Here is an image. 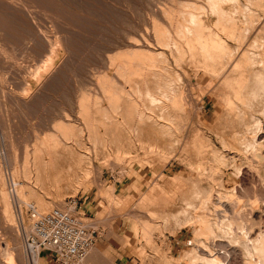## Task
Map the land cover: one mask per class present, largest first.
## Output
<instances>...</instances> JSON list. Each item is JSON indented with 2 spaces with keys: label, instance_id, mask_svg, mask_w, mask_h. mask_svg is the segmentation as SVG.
Returning a JSON list of instances; mask_svg holds the SVG:
<instances>
[{
  "label": "rangeland",
  "instance_id": "rangeland-1",
  "mask_svg": "<svg viewBox=\"0 0 264 264\" xmlns=\"http://www.w3.org/2000/svg\"><path fill=\"white\" fill-rule=\"evenodd\" d=\"M252 6L257 9L247 16V5L236 6L235 0H0V187L9 195L13 214L11 221L2 216L0 197V264H56L49 252L34 258L25 251L21 226L29 227L26 204L36 203L37 196L51 201L46 211L69 196H81L97 240L80 264H118V252L125 254V264H187L183 254L206 239L195 234L193 224L179 223L188 217L177 208L194 187L191 179H202L204 186L213 183L214 193L232 192L235 184L248 183L252 173L240 154L236 162L242 161L241 170H235L232 162L224 166L218 161L215 178L209 179V172L197 167L193 143L199 141L204 147L202 160L207 165L214 151L230 153L222 137L238 131L237 135L251 138L254 133L251 126L242 124L243 129L250 128L248 132L235 130L241 98L231 94L233 108L226 104L222 93L227 90H219L220 78L196 68V61L186 54L178 57L174 42L200 16L215 17L218 8L224 13L238 9L236 15L248 19L241 25L250 27L251 17L264 18L258 5ZM263 38L257 40L263 42ZM142 53L151 56L142 60ZM143 61L150 64L146 67ZM256 109L251 113L261 124L253 127L254 132L264 124V111ZM98 110H105L108 118ZM226 111L232 115L228 121ZM169 116L173 145L168 144L171 132L160 138L165 126L156 123L158 117L164 121ZM60 121L67 123L61 124L62 129ZM125 124L131 129L135 124V134ZM63 134L71 136L75 152L89 155V163L82 164L90 170L88 178L83 171L60 183H33L37 167H42L41 141L52 136L62 141ZM254 168L264 178V164ZM74 176H81L84 183L79 184ZM16 183L27 185L33 193L24 185L20 199ZM262 220L260 229L264 230V216ZM217 249L224 251L220 254L226 258L223 264L233 263L226 248Z\"/></svg>",
  "mask_w": 264,
  "mask_h": 264
},
{
  "label": "bare ground",
  "instance_id": "bare-ground-1",
  "mask_svg": "<svg viewBox=\"0 0 264 264\" xmlns=\"http://www.w3.org/2000/svg\"><path fill=\"white\" fill-rule=\"evenodd\" d=\"M245 1L246 2L243 3L241 0H235V5L236 6H240L242 4L247 5V9H246L247 16L249 14L253 13L257 9V8H254V6H252L250 8V5H254V4L255 5L257 4L258 10H261L264 13V0H245ZM215 11L217 12L216 16L211 17L214 20H212V19L210 20L209 15H207L208 17L205 16L207 18L200 16V20L198 21V23L196 25L188 26V27H186V29H184L183 32H181V35L179 37H177V39H175V42H174L175 54L180 58H182V56L184 54H186L191 61L192 60L196 61V63H195L196 68H201L203 71L210 73L212 76L220 78V80L218 82L219 90H220V88H222V90H223V88H225L227 90L226 92L222 93L224 102L226 104H228L229 106H232V108H233V102L234 101L232 99L231 94L241 98L240 103L242 105L241 104L240 105L242 107H239L241 113L237 111L238 107H237V109H235L237 111L235 113H237V114L239 113L238 116L236 115L237 117L235 116L237 118L236 119L237 120L236 127L239 124V128L237 127V129H235V130L237 131L239 129H243L240 126V124L244 125L245 127L251 126V129H253V133H254V134L253 133H251V134H253L254 136L250 135L252 137L249 138L248 137L249 135L246 133L247 136L244 138V137H242V134L239 132L238 135H241V137H242V138H240L237 135L238 131L236 133L234 130H233L234 132L232 131L233 134H231L230 136H228L227 135L228 133H227L226 135L228 137L224 135L225 137H222V138H224L222 141L224 142L223 145L225 144L228 147V149H231L230 153L232 152V154H230V153L225 154V152L223 154V153H221V151L220 152L214 151V153H213L214 156L212 157L213 160H208L207 165L205 164L206 162L204 163V161L202 160V158L205 157L204 156L205 150L203 149L204 147L202 146V144H199L200 143L199 141H197L198 143H195L196 141L194 142V140H193L192 141V142H194L193 145L195 147H197V148H195L196 149L195 155L198 158V161L196 160L197 161V167L199 166V168L204 169V171L205 170L208 171L209 172L208 177H210L209 179H214L215 175H216L215 172H216L217 168L219 167L218 161H221L224 166H226V165L228 166L229 165L228 162H232L231 165H233V168L235 170L239 171V169L241 170V167H242L241 165H243V164H241L242 161L239 164L236 161L239 160L238 157H240V154H243L245 163H246V165H248V168H249V170H251L252 173H250L251 178H249L250 181L248 183H244V185L242 182H241V184H235V187L232 190V192L225 189L224 192L218 190V192L214 193L215 191L213 188L214 187L213 183H211V182L209 183L207 181L209 183V185L204 186L201 183L202 179H200V178L199 179L196 178L195 180L191 179L194 187L190 192L188 191L189 193L187 195L182 197L183 205L181 207L177 208L178 213H181L182 216L184 213H188V217L184 218V216H183V219H181L179 223H181L182 226L185 224L186 225L187 224H193L195 226L194 227L195 234H197V235L202 234L203 236L206 237V239L204 238L205 241H203V242L198 240V243L194 246L195 248L193 250H190L189 252H186L185 254H183L182 257H183V259H185L187 261V264H223L222 259L226 260V258L221 257L222 254L224 255V253H223L224 251L220 252V250L217 249V247H220L223 250H224V248H226L227 249V251H225V252H227L226 255L232 256V258H231V259H233L232 264H235L236 262H237L236 264H238V260L243 261V264H264V230L260 229L261 228L260 222H263L262 218L264 216V214H263V210H264V178H262L263 176L261 177L260 174L257 172L259 170L254 168L256 166V164H260V163L264 164V124L262 126H259L260 128L257 127L259 130H257V128H256L257 131L254 132L253 127L260 125L261 123H258L260 121V119H259V121L256 120L258 116H256V118H255L252 115L253 112L251 113V111L256 109V108H259V110H261V112L264 111V38H263V42H259L257 40L259 36L264 37V18H263V20H260L259 17H254V19L251 17V19H249V20H251L250 23H253V24L250 27H244L241 24L243 22L248 23V19L246 18V20H244L242 18V16H237L236 13L239 12L238 9L235 10L236 13L233 11L224 13L223 10L220 8H218ZM140 56H141L142 60H145L146 58L149 59V57L151 55L148 53L147 54L142 53V55L140 54ZM143 62L144 63H142V65H144L146 67L150 64V63L149 64L145 63V61H143ZM137 67L138 66H135V68H137ZM135 68H134V70H135ZM134 70L132 68V71H134ZM138 70H137V72H138ZM136 74H138V73H136ZM142 74H143V72H142ZM139 75H140V73H139ZM105 80H106V78H105ZM82 104H83V102H82ZM94 107H96V105ZM113 108H116V107H113ZM227 108H228V106H227ZM251 108H253V109L251 110ZM102 109H103V107H102ZM88 110H90L89 107H88ZM229 110L232 111V109H229ZM256 110H258V109H256ZM86 111H85L86 115L92 116L94 114V113L88 114ZM103 111H105V110H103ZM103 111L98 110V112H103ZM129 111H131V110H129ZM228 111H226V113H228ZM112 112H113V110H112ZM115 112H117V111L115 110ZM103 113L105 114V112H103ZM229 113L226 115L229 116ZM255 113L257 114V112H255ZM259 113H260V111H259ZM104 114H103V116H104ZM261 114H262V116L264 115V113H261ZM148 115H150L151 117L153 116L151 114H148ZM171 115H172V113H171ZM233 115H235V114L233 113ZM104 117L108 118V115L106 116V114H105ZM224 118H226L227 119L226 121H228V119L232 118V115L229 116V118H227V116ZM262 118H264V117H262ZM157 119H158L156 121L157 124L161 123L162 125L165 126L162 133L159 135L160 138L164 139V136H167L166 134H168V132H171L170 130H172V129H168V127H167L169 125L168 121L171 120V117L169 116V118L167 120H164V121H161L159 117ZM231 120H235V119L233 118ZM109 121H110V119H109ZM60 122H62V121H60ZM90 122H92V121H90ZM229 122H231V121H229ZM112 123H114V122H112ZM112 123H110L111 126H112ZM118 123H116V124L118 125ZM141 123L145 124L146 122L142 121ZM234 123L235 122H231V124H233V125H234ZM61 124L67 125V123L62 122L59 124L60 125L59 127H61ZM94 125H96V123H94ZM117 125H115L114 127L116 128ZM120 125H121V123H120ZM129 125H131V123ZM129 125H126L125 127H127V126L129 127ZM170 125H171V123H170ZM223 125H225V122ZM229 125H230V123H229ZM70 126H71V124H70ZM125 127H123V128H125ZM62 128L63 127H61V129ZM67 128H69V127H67ZM73 128H75V127H73ZM73 128H70V130ZM94 128L96 131L97 128L96 127H94ZM115 128L113 129V132L116 130ZM136 128H137V126L135 124H134V126H132V129L129 127V129H131V131H132V134H135ZM141 128H143V127H141ZM61 129H60V131H61ZM117 129H118V127H117ZM129 129H128V131H129ZM224 129L225 128H223V131H224ZM247 129L248 128H246V129L244 128L243 129V130H245L244 132H246ZM249 129L247 130V132L249 131ZM64 130H66V126H65ZM98 130H99V128H98ZM131 131H129V132H131ZM220 131H221V128H220ZM225 131H227V128ZM110 132H112V131H110ZM122 132H123V130H122ZM241 132H243V131L241 130ZM251 132H252V130H251ZM72 133H74L75 135L77 134L75 132H72ZM79 133H80V131H79ZM64 134H71V132L66 133V131H65ZM95 134H96V132L94 133V135ZM126 135H127V133H126ZM170 135H172V132H171V134H169V137H171V138L168 139V144L173 145L175 141L173 139V135L172 136H170ZM64 136H66V138H64L62 141H61V139L53 138V136L51 137V139L49 141L47 140V138H46L47 141L43 140L41 138L43 140L41 142H42V146H44L42 149L44 151V152L42 151L44 154L39 152L40 156L41 155L42 156L40 157L41 159L40 158H38V159H40L42 164L40 162L39 163L41 164L42 167H40V166H39L40 168L37 167V177H35L36 179H34L35 181H33V183L37 182L39 184L40 182L42 183V181H45V182L47 181V182H51V183L55 182L56 183V182H59L61 180H65V178L71 177V175H74L77 172H81V174H82L83 171L85 174L84 176H86L88 178V176L90 174L89 173L90 170L83 168L82 164H84L85 162L89 163V160H88L89 155L86 154L85 152L84 153L83 152H77V151L75 152V149L70 144V138H68L70 135L68 137H67V135H64ZM244 136H245V133H244ZM54 137H57V136H54ZM109 137L112 138L111 135ZM116 137H118V136H116ZM195 137L198 138L197 136H194V138ZM115 138H113V139H115ZM175 138H177V137L175 136ZM77 140H78V138H77ZM198 140H200V138ZM201 140H203V139H201ZM42 146H40V147H42ZM76 148H78V147H76ZM223 149H224V147H223ZM34 150H37V149H34ZM77 150H79V149H77ZM80 150H81V148H80ZM39 151H40V149H39ZM227 152H229V151H227ZM186 155L187 154L185 152V156ZM36 156H34V157L36 158ZM183 158H181V159H183ZM183 161H181V162H183ZM186 162H187V160H186ZM37 163H38V161H37ZM220 165H222V164L220 163ZM258 167H260V166H258ZM244 168H246V167H244ZM253 169H256V170H253ZM202 173H203V170H202ZM217 173H218V171H217ZM177 176H179V175H177ZM246 176H247V174H246ZM79 177H81V176H79ZM79 177H77V180H78L77 182H79V184L84 183V180L82 178H79ZM72 178H73V176H72ZM79 180H81V181H79ZM176 180H177V178H176ZM186 180H188V179H185L184 181H186ZM216 180H218V179H216ZM70 181H72V180H70ZM70 181L68 182L69 184H70ZM221 183L223 184L224 182H221ZM214 184H215V182H214ZM14 185L20 186L19 183H16ZM24 185H21L20 187L16 186L17 188L15 187L17 189V195L19 196L20 199H22V197H23V193L21 190L23 189ZM156 185L158 186V184H156ZM238 185H240V186L238 187ZM24 187H28V186L25 185ZM28 189H29V191L32 190V188L30 189V187L27 188V191H28ZM237 189L239 190V192H237ZM30 192H32V191H30ZM6 193L7 192L1 186L0 187V197L2 198V201H3L2 206H1L2 207L1 214H2V216H4L6 218L7 221H11L13 214L11 213L10 203L8 201V198H7L9 195H7ZM158 193H156V195ZM214 194L216 195L215 200L213 199ZM44 197H46V196H44ZM152 197H151V199H152ZM242 197H245V199L244 198L241 199ZM46 198H48V197H46ZM145 198H147V197H145ZM35 199H37V202L35 201L36 203H34L35 209L38 212L46 211V209H47V207L51 201L48 199L46 200V199L42 198L41 196H37V198H35ZM149 200H150V197H149ZM50 205H51V203H50ZM146 212H149V211L146 210ZM218 236H220V237H218ZM39 256H41V255H35L34 258L35 257L37 258ZM225 257H227V256H225ZM227 259H228V257H227ZM231 259L229 258V260H231ZM163 260L165 262V259H163ZM167 262H165V263L168 264Z\"/></svg>",
  "mask_w": 264,
  "mask_h": 264
},
{
  "label": "built area",
  "instance_id": "built-area-1",
  "mask_svg": "<svg viewBox=\"0 0 264 264\" xmlns=\"http://www.w3.org/2000/svg\"><path fill=\"white\" fill-rule=\"evenodd\" d=\"M29 227L22 228L25 251L31 256L49 252L56 264H80L97 240V231L80 197L38 212L27 203Z\"/></svg>",
  "mask_w": 264,
  "mask_h": 264
},
{
  "label": "crops",
  "instance_id": "crops-1",
  "mask_svg": "<svg viewBox=\"0 0 264 264\" xmlns=\"http://www.w3.org/2000/svg\"><path fill=\"white\" fill-rule=\"evenodd\" d=\"M124 253L123 252H118L116 255V260L119 262L118 264H125L127 259L126 257H124Z\"/></svg>",
  "mask_w": 264,
  "mask_h": 264
}]
</instances>
